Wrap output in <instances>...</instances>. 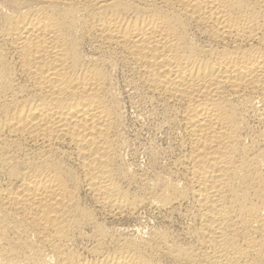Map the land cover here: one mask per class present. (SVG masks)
Here are the masks:
<instances>
[{
    "label": "bare ground",
    "instance_id": "1",
    "mask_svg": "<svg viewBox=\"0 0 264 264\" xmlns=\"http://www.w3.org/2000/svg\"><path fill=\"white\" fill-rule=\"evenodd\" d=\"M0 264H264V0H0Z\"/></svg>",
    "mask_w": 264,
    "mask_h": 264
},
{
    "label": "rangeland",
    "instance_id": "2",
    "mask_svg": "<svg viewBox=\"0 0 264 264\" xmlns=\"http://www.w3.org/2000/svg\"><path fill=\"white\" fill-rule=\"evenodd\" d=\"M120 71V73H118ZM124 71V72H123ZM117 73V74H116ZM114 77H115V80H120V81H116V83H118V85L116 84L117 87V90L120 89V93L121 95H119V98H120V101L122 99V106L124 107V110L126 111V113L124 115L125 118H124V125H125V128H124V134H125V137L127 138L128 140V143H129V148H126L125 151H123L125 154V159L131 163H134L135 165H138L140 168H143L145 166H147V154L145 152H147L146 150L148 149H152L153 150H156V149H159L160 147H165L166 145H168L170 143L169 141V138L167 137L166 132L164 131H157L156 130V127L154 126V122L156 121L157 122V116H149L148 117V114H146V116L144 117L143 115L139 114L138 112H136V110L134 109V106H132V104L129 102L131 99H130V96H133L131 95V92L133 89H131L128 84L126 83L125 81V77H124V74L125 73V70H118L116 72ZM123 73V74H122ZM119 75V76H118ZM124 77V78H123ZM123 80V81H122ZM122 81V82H121ZM124 82V83H123ZM125 84V86H124ZM123 87H122V86ZM128 86V87H127ZM125 87H127L128 89H126ZM124 90V92H123ZM129 91V92H128ZM119 92V91H118ZM126 92V93H125ZM127 95V96H126ZM129 95V97H128ZM135 96H133L136 100V94H134ZM126 96V97H125ZM123 97V98H122ZM128 99H130L128 101ZM130 106V107H129ZM139 114V115H138ZM138 116V117H137ZM143 118H141V117ZM147 117V119H145ZM152 117V120H155L154 122L151 121V118ZM140 119V120H139ZM136 120V121H135ZM146 120V122H145ZM148 120V121H147ZM148 122V123H147ZM148 124V125H146ZM151 124V125H150ZM153 124V126H152ZM146 125V126H145ZM156 125V124H155ZM148 126V127H147ZM154 129H153V128ZM129 128V129H128ZM132 128V129H131ZM153 129V130H152ZM155 130V131H154ZM142 131V132H141ZM154 132V133H153ZM162 133V135H161ZM164 134V135H163ZM155 136V137H153ZM164 136V137H163ZM159 137V138H158ZM167 137V138H165ZM161 138V139H160ZM150 140V141H149ZM155 140V141H154ZM169 142H167V141ZM148 141V142H147ZM131 142V143H130ZM151 142V143H150ZM153 142V143H152ZM132 144V145H131ZM141 144V145H140ZM151 144V145H150ZM156 144V145H155ZM160 144V145H159ZM153 145V146H152ZM165 145V146H164ZM136 148H135V147ZM143 147V148H142ZM151 147V148H149ZM159 147V148H158ZM135 149V150H134ZM128 151V152H127ZM136 151V152H135ZM137 155V156H136ZM132 157V158H131ZM145 163V164H144ZM142 165V166H141ZM133 185V186H131ZM129 185V187H131V190L137 192V193H140V189H138V185L137 184H131ZM138 190V191H137ZM144 210V211H143ZM146 209H140L138 212L140 213H137V217L136 218H122L120 221V223L123 224V226L125 227L128 222L129 224L127 225V227L129 229L132 230L133 228V231L135 230L134 229V225H137L139 223L143 224V225H149L148 226H151L153 223L152 226H155V225H158V223L156 222L157 219H154V218H149V216H147L149 213H147L148 211ZM140 217V218H139ZM144 218V219H143ZM127 219V220H126ZM138 219V220H137ZM149 219V220H148ZM154 219V220H153ZM126 223H125V221ZM131 220V221H130ZM141 220V221H140ZM135 221V222H133ZM158 221V220H157ZM144 222V223H143ZM115 223L117 224V222L115 221ZM118 222V224H120ZM133 223V224H131ZM179 220L177 221V219H172L168 225H171L170 227H175L173 229H176L178 228L179 226ZM173 225V226H172Z\"/></svg>",
    "mask_w": 264,
    "mask_h": 264
}]
</instances>
